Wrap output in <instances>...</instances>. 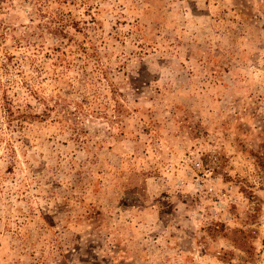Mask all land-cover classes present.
I'll list each match as a JSON object with an SVG mask.
<instances>
[{"label": "rangeland", "instance_id": "rangeland-1", "mask_svg": "<svg viewBox=\"0 0 264 264\" xmlns=\"http://www.w3.org/2000/svg\"><path fill=\"white\" fill-rule=\"evenodd\" d=\"M0 264H264V0H0Z\"/></svg>", "mask_w": 264, "mask_h": 264}]
</instances>
